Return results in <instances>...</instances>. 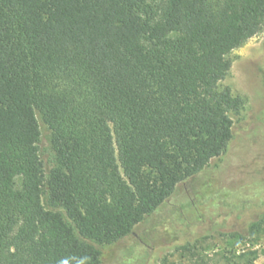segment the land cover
I'll use <instances>...</instances> for the list:
<instances>
[{
  "label": "trees",
  "instance_id": "1",
  "mask_svg": "<svg viewBox=\"0 0 264 264\" xmlns=\"http://www.w3.org/2000/svg\"><path fill=\"white\" fill-rule=\"evenodd\" d=\"M263 26L264 0H0V264L101 263L44 206L37 113L61 165L55 200L115 244L227 151L244 107L221 87L229 54Z\"/></svg>",
  "mask_w": 264,
  "mask_h": 264
},
{
  "label": "rangeland",
  "instance_id": "2",
  "mask_svg": "<svg viewBox=\"0 0 264 264\" xmlns=\"http://www.w3.org/2000/svg\"><path fill=\"white\" fill-rule=\"evenodd\" d=\"M232 69L221 87L244 100L234 121L227 151L196 177L178 186L158 211L129 237L103 245L82 234L54 197L61 165L54 136L37 113L41 128L40 157L44 166L43 203L58 213L78 240L100 254V264H184L179 248L197 245L200 255L214 259L223 253L255 252L264 264V26L229 54Z\"/></svg>",
  "mask_w": 264,
  "mask_h": 264
}]
</instances>
